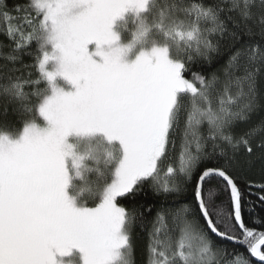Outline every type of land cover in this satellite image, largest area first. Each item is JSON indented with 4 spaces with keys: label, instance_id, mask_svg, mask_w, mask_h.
<instances>
[{
    "label": "snow or ice",
    "instance_id": "6c2138e0",
    "mask_svg": "<svg viewBox=\"0 0 264 264\" xmlns=\"http://www.w3.org/2000/svg\"><path fill=\"white\" fill-rule=\"evenodd\" d=\"M9 114L0 264H264V0H0Z\"/></svg>",
    "mask_w": 264,
    "mask_h": 264
},
{
    "label": "trees",
    "instance_id": "16d2710c",
    "mask_svg": "<svg viewBox=\"0 0 264 264\" xmlns=\"http://www.w3.org/2000/svg\"><path fill=\"white\" fill-rule=\"evenodd\" d=\"M10 2H12V0H10ZM199 67L200 66L198 64L197 65H193V68L194 69H199ZM5 119H7L10 123H14L16 121V117L13 116V115H11V114H9V116L7 118H5L3 116H0V121H3ZM16 126L18 127L19 125L17 124ZM246 218H248L249 219V222L251 223L252 217L248 214L247 210H246ZM228 247L231 248L232 245L231 244H228ZM237 251L244 252V249L243 248H238ZM137 259L139 260V259H141V257L138 255Z\"/></svg>",
    "mask_w": 264,
    "mask_h": 264
}]
</instances>
